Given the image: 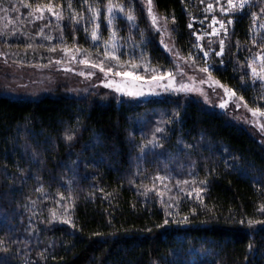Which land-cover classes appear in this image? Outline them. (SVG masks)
<instances>
[{"label":"trees","instance_id":"1","mask_svg":"<svg viewBox=\"0 0 264 264\" xmlns=\"http://www.w3.org/2000/svg\"><path fill=\"white\" fill-rule=\"evenodd\" d=\"M200 1L153 4L182 54L213 53L212 77L250 108L264 110V84L253 83L250 71L253 54H264V0L246 5L223 31L220 57L219 39L210 46L206 41L203 51L194 47L190 18L210 16ZM71 2L85 18L81 23L70 21L68 0H0V13L25 37L23 31L40 29L30 27L25 4L60 5L62 27L55 30L67 44L91 50V13L80 0ZM108 2L88 0L99 4L104 36ZM111 2L134 7L136 28L119 18L121 36L138 43L150 66L171 67L138 0ZM18 37H6V44L23 46ZM261 205L264 145L249 128L199 100L134 102L61 88L12 98L0 91L2 264H264V223H247L264 220ZM53 211L57 217L67 211L71 224L54 219ZM184 217L187 223H180Z\"/></svg>","mask_w":264,"mask_h":264},{"label":"rangeland","instance_id":"2","mask_svg":"<svg viewBox=\"0 0 264 264\" xmlns=\"http://www.w3.org/2000/svg\"><path fill=\"white\" fill-rule=\"evenodd\" d=\"M138 2L148 19L149 29L155 34V36H158L160 46L169 55L172 61L171 67L166 69L150 66L149 60L146 58L144 52L138 49V43L133 41L132 38L128 37L124 39L121 36V33L117 27L118 19L121 18L123 21H125L129 29L130 22L127 21L125 13H121L119 11H115L116 18L114 19L112 26L110 28L107 27L109 29L108 35L104 36L101 29L99 28L98 35L102 37V40H97L94 42L91 39V35L89 34V39L91 41V50L87 48H80V52H77L76 55L78 60L86 53L92 60L104 59V47L102 41H107L110 38L111 33L113 31H116L117 38L114 43L121 46L117 52V55L120 57L121 64L124 65V67L129 68L131 67V65H138V67H136L135 69V74L144 77L143 80L137 81L136 87L132 89L142 94L130 96L125 94L124 92H116L114 88L106 87L105 84L101 82V79L104 78L105 74L101 73L99 69H88L81 63L71 62L70 66L77 71H64L63 68L69 66L68 64L59 65L55 63L57 59L64 57V52L62 51V49L65 46H67L68 48H73L76 45H69L66 42L61 43L59 35L60 31L55 30L57 29L56 17L52 16L51 12L49 11L43 12V19H35L34 16H30L27 21H30L31 19L30 27H32V24H34V27L43 28L44 34L50 35L52 37L51 40H44L43 37L38 35L39 31H32L30 28L29 31L22 32L25 34L24 37V35L19 34L21 31H13L12 29L8 28L5 21H3L5 18H3V16L5 15L0 13V16H2L0 17V91L12 98H36L50 93L57 88L68 91L70 94L75 96H87L89 93L105 91L110 92L119 100L121 99L134 102L175 97L191 98L201 101L211 109L220 111L221 113L228 116V118L237 125L249 128L250 131L264 145V131H261L257 123H251V121L258 120L260 124H264V117H253L252 113L249 111V109H251L249 106H247L242 100H239L236 95L229 99L225 95L223 88L216 85L210 87L208 83H200V80L202 78H205L207 74L200 72L199 68L203 67L206 61L207 65L210 67V71L211 69H213V63L211 61L213 53L207 51V57H203V52L199 54L197 52V55L191 54V57H194L195 59L189 58V54H182L177 49L174 43L171 25L166 19L157 14L154 8L153 0L152 8L157 17L160 18L158 19V26L162 29L161 31H157V26L152 25L151 17L147 11V0H138ZM256 2L257 0H248V4L251 5V8L256 4ZM200 3H205V9L207 8V5L211 3L213 5V9L205 12L210 15L209 17H216L219 20L223 19L226 28L235 22L239 13V11L234 13L229 12L227 14L221 13L220 7L221 5L226 6V0H201ZM113 4L115 5V3ZM129 8H131L134 12V7ZM243 10L240 11V13H242ZM217 13H220L222 16H219V14L217 15ZM37 15H40V13H37ZM106 15L107 13L105 10V16ZM229 19L232 20V23L230 24L227 23ZM16 22L14 20L9 21L11 25H14L18 28L19 25ZM98 22L100 25V18ZM47 23L49 25L51 23L54 25L45 27ZM105 23L107 24L106 19ZM47 29L50 31H47ZM227 31H229L228 28ZM18 36L24 37V41H22L23 46L14 45L11 48V46H8L6 44V37L19 38ZM221 38L222 34L220 37L214 38L212 40H220ZM161 40L163 41V43H161ZM205 42L206 40H204L203 42L204 46ZM28 44H32L33 47L28 48ZM40 45H43V47H41ZM165 45H167V47H165ZM52 46L55 47V51L50 50ZM219 51L220 50H218V52ZM177 52L179 53V56L176 55ZM217 56L220 57L221 55ZM141 57H143V62L141 60ZM179 57H185L186 59L182 60ZM50 58L52 60V63H49ZM107 63L115 62L108 61ZM107 63L105 64V67H107ZM153 68L157 69L158 72L172 71L177 81V88H179L180 83H184L189 84L190 87H193L197 90L188 92L173 91L171 90V88L165 87V85L168 83L167 79L159 82V86H157V82L149 83L150 77L153 75ZM257 69L259 71V66L257 67ZM79 70L94 71L95 75H93L91 78H86L85 76L77 74ZM181 72L183 73V75L181 74ZM189 77H192L191 81L189 80ZM122 79L126 78H122L120 76L115 77V80L117 82H120ZM201 89L207 95V100H205L204 95H202L201 92L198 91ZM221 100H228L226 108L219 107V103L221 102ZM236 104H239L240 107L237 108Z\"/></svg>","mask_w":264,"mask_h":264},{"label":"snow or ice","instance_id":"3","mask_svg":"<svg viewBox=\"0 0 264 264\" xmlns=\"http://www.w3.org/2000/svg\"><path fill=\"white\" fill-rule=\"evenodd\" d=\"M80 2L82 5H87V11L91 13V15L87 18L88 21L92 23V28H91V32H90L91 39L94 42L97 40H102V37L100 35H98L99 27H100L99 22H98L99 18H100L99 4L88 3V0H80ZM147 3H148L147 11L151 17L152 25L157 26V31H161L162 29L158 26V19H160V18H158L157 15L153 11L152 0H147ZM246 5L251 7V5L248 4V0H226V6L221 5L220 11L223 14H227L229 12L234 13L237 11H242L246 7ZM24 6L28 7L30 9L28 14L30 16H34L35 19H43L42 14L44 11L51 12L52 16L56 17L57 26L62 27L60 25V21L63 18V13L56 11V8L60 7V5H52L51 3H48V4L37 3L35 6H33L32 4H25ZM105 7H106V13H107V15L105 17V19L107 21L106 27L110 28L112 26L113 21L116 18L115 11L125 13L127 21L130 22V28L135 27V16L133 15V10L131 8L125 9V7L122 5H119V4L114 5L111 2V0H109V2L105 5ZM68 8L71 12V16H70L71 22L81 23L82 21H84L85 18L83 16V14L78 13L75 9L72 8L71 0H68ZM212 9H213V5L210 3L207 5V8L205 9V11H210ZM37 13H40V15H37ZM252 15L255 18V14H252ZM173 22H174V18H173ZM216 23H219L220 29H223L224 33L226 35L227 34V28L225 27L224 20L221 19V20L217 21L216 18L213 17L212 24H216ZM227 23H229V24L232 23V20L229 19L227 21ZM48 26H50V25H45V27H48ZM69 26H71V25H69ZM191 26L192 25L189 24V27H191ZM165 27H166V25H165ZM83 30L86 33L89 31V29L87 27H84ZM38 35L43 37L44 40H51L52 39V37L50 35L44 34L43 28L39 29ZM194 35H197V40L203 39L202 35L195 34V33H194ZM212 35H219V30L216 28H213ZM116 38H117L116 31H113L110 35V38L107 41H102V44L104 47V53H103L104 59L92 60L89 58L88 54L86 53L84 56H82L78 60L76 53L80 52V47L75 46L73 48H68L67 46H65L62 49V51L64 52V57L57 59L55 61V63H57L59 65L68 64L69 66L63 68L64 71H77L76 69H74L70 66L71 62L81 63L88 69H99V71L101 73L105 74L104 78L101 79V82L104 83L106 87L114 88V90L116 92H124L125 94L130 95V96L142 94V93L134 91L132 89H134L136 87V82L143 80L144 77L135 74V69H136V67H138V65H131V67L129 68V67H124V65L121 64L120 57L117 55V52L121 46L114 43ZM60 40H61V43H65L63 36L60 37ZM161 43H163L162 40H161ZM208 43L210 46L212 41L209 40ZM219 44H220V51L217 52L216 55H222L223 54L224 40L220 39ZM40 46L43 47V45H40ZM27 47L31 48V47H33V45L28 44ZM165 47H167V45H165ZM194 47L203 51V45L196 44V45H194ZM50 50L55 51V47L52 46L50 48ZM209 50H211V48H209ZM176 55L179 56V53L177 52ZM207 56H208V52L203 51V57H207ZM179 58L182 60L186 59L185 57H179ZM189 58L195 59L194 57H191V53H189ZM257 58L259 59V71H258L257 67L255 66ZM141 60L143 62V57H141ZM108 61H114L115 63H107ZM49 63H52L51 58L49 59ZM106 63H107V67H105ZM125 63H129V62H125ZM250 67H251V76L253 79V83H255L256 80H259L262 84H264V54H262L261 52H257L255 54H253L252 64L250 65ZM199 71L207 74V76L205 78H202L200 80L201 84L208 83L210 87L213 85H216V86L223 88L225 95L229 99H231L232 97H234L236 95V93L232 89L226 88L219 81H216L213 79L211 71H210V67L207 65L206 61H205V65L203 67L199 68ZM152 72H153V75L150 77L149 83L157 82V86H159V82L167 79L168 83L165 85V87L171 88V90H173V91L188 92V91L197 90L193 87H190L189 84H184V83H180L179 88H177V86H176L177 81H176L175 76H174L172 71L158 72L157 69L153 68ZM77 74L81 75V76H85L86 78H91L93 75H95V72L94 71L79 70L77 72ZM109 74H111V75H109ZM181 74L183 75L182 72H181ZM116 76H120V77L126 78V79H122L120 82H117L115 80ZM189 80L191 81L192 77H189ZM198 91H200L201 94L204 95L205 100L208 99L207 95L203 92L202 89L198 90ZM238 99L243 100V97H238ZM227 103H228V100H221V102L219 103V107L220 108H226ZM236 107L238 108V107H240V105L236 104ZM249 111L252 113L253 117H257V116L264 117V110H262L260 107L251 108V109H249ZM251 123H257L258 126L260 127L261 131H264V124H260L258 120L251 121ZM157 131H163V129L158 128ZM67 138L72 139L71 136H69ZM153 141H156L155 136L153 137V140L150 141V143H153ZM154 146H155V144H154ZM155 179L163 180L165 178L156 177ZM177 183H180V182L178 181ZM183 183H188V182L184 181ZM196 191H202V189H199ZM147 192H148V189L146 187L143 194L147 195ZM158 194L161 195V202L164 203L165 201L163 200L162 194L161 193H158ZM61 198L63 199V197H61ZM259 211L261 213H264V205L260 206ZM52 215H53L54 219L59 218L62 220L63 223L71 224V220L66 218L68 216L67 211H64L63 213H61L59 217H57V214L55 211H53ZM167 223H168V220L165 219L164 224H167ZM180 223H187V217H184L183 220L180 221ZM240 223L243 224L244 221L242 220V221H240ZM247 223L249 225H251L253 223H264V220H261V221L249 220ZM74 226L75 225H73V227ZM0 264H2V261H0Z\"/></svg>","mask_w":264,"mask_h":264},{"label":"built area","instance_id":"4","mask_svg":"<svg viewBox=\"0 0 264 264\" xmlns=\"http://www.w3.org/2000/svg\"><path fill=\"white\" fill-rule=\"evenodd\" d=\"M212 20H213V17H208V18L192 17L190 18L187 26L190 30L193 31V35L195 33V34H199L203 36V39L197 40V35H194L196 44L204 45L203 43L204 40L209 41V40H212L214 38H218L221 36V34L223 33V29H220L219 23L212 24ZM216 20L219 21L218 18H216ZM189 24H191L192 26L189 27ZM213 28H216L219 30V35H212Z\"/></svg>","mask_w":264,"mask_h":264}]
</instances>
